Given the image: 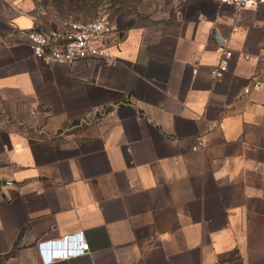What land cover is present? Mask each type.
<instances>
[{"label":"crops","instance_id":"crops-1","mask_svg":"<svg viewBox=\"0 0 264 264\" xmlns=\"http://www.w3.org/2000/svg\"><path fill=\"white\" fill-rule=\"evenodd\" d=\"M43 14L0 0V264L77 232L52 264H264V4L120 14L109 65L35 58Z\"/></svg>","mask_w":264,"mask_h":264},{"label":"built area","instance_id":"built-area-1","mask_svg":"<svg viewBox=\"0 0 264 264\" xmlns=\"http://www.w3.org/2000/svg\"><path fill=\"white\" fill-rule=\"evenodd\" d=\"M219 3L236 9H253L264 4V0H217ZM116 36L112 20L101 17L91 21L77 19H60L49 28L31 29L26 38L35 58L46 65H71L81 60L99 61L109 65L117 61L116 56L109 51V44ZM220 59L218 65L211 70L212 78L219 79L227 70V62L232 52L224 46L219 47ZM247 57V56H245ZM263 66L260 72L251 79V88H259L264 77V41L259 57ZM203 148L198 142L191 147L192 151ZM89 246L82 232L68 234L57 240H45L37 245V251L42 264H52L55 261L67 260L84 255Z\"/></svg>","mask_w":264,"mask_h":264},{"label":"rangeland","instance_id":"rangeland-1","mask_svg":"<svg viewBox=\"0 0 264 264\" xmlns=\"http://www.w3.org/2000/svg\"><path fill=\"white\" fill-rule=\"evenodd\" d=\"M185 0H97L92 4L95 6L91 14L69 13L75 14V18L80 21H91L101 17L114 19L120 14L126 12L136 13H155L160 16H168L173 14L176 9ZM64 5L67 3L64 2ZM38 7L44 12L43 22L54 24L58 20L63 19L67 12L61 11L55 7L51 0H38Z\"/></svg>","mask_w":264,"mask_h":264},{"label":"trees","instance_id":"trees-1","mask_svg":"<svg viewBox=\"0 0 264 264\" xmlns=\"http://www.w3.org/2000/svg\"><path fill=\"white\" fill-rule=\"evenodd\" d=\"M51 1L54 2L56 8H58L61 11L67 12L68 14L69 13L91 14L92 9L95 6L89 4H92L97 0H51ZM64 2L67 3V5H64ZM75 16H76L75 14H69L66 15L63 19L78 20V18H75ZM109 19L112 20L111 18Z\"/></svg>","mask_w":264,"mask_h":264}]
</instances>
